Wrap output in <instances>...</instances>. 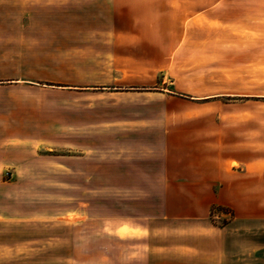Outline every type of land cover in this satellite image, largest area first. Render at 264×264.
<instances>
[{"label":"rangeland","instance_id":"374dc122","mask_svg":"<svg viewBox=\"0 0 264 264\" xmlns=\"http://www.w3.org/2000/svg\"><path fill=\"white\" fill-rule=\"evenodd\" d=\"M111 1H0V264H164L162 215L264 264V0Z\"/></svg>","mask_w":264,"mask_h":264},{"label":"crops","instance_id":"0c3cea01","mask_svg":"<svg viewBox=\"0 0 264 264\" xmlns=\"http://www.w3.org/2000/svg\"><path fill=\"white\" fill-rule=\"evenodd\" d=\"M2 5L4 7V0ZM98 1V0H96ZM116 0L111 1L113 8L117 7ZM130 7V4L126 6ZM4 35V33H3ZM4 82V36L0 38V84ZM1 88V87H0ZM6 139H4V129L0 128V184H4V169L13 168L11 164V156H16L15 153L6 147ZM13 153V155L11 154ZM11 171V170H10ZM204 182V181H202ZM201 183V181L199 182ZM4 202V198H0V203ZM4 213L0 210V225L4 221ZM174 224V223H173ZM171 224V225H173ZM155 228L147 230V236L160 237V244L151 248V252L156 256L157 261L164 264H233L234 259L229 255L228 246L226 244L225 235L222 233L223 229H215L214 227H196L191 224L190 227L176 224V231L184 237H180L177 243H170L168 240L169 227H167V218L162 215L155 220ZM180 225V226H179ZM209 230H212L211 236ZM218 233H217V232ZM204 232V233H202ZM179 236V235H176ZM167 238V239H165ZM182 238V240H181ZM1 247V243H0Z\"/></svg>","mask_w":264,"mask_h":264}]
</instances>
